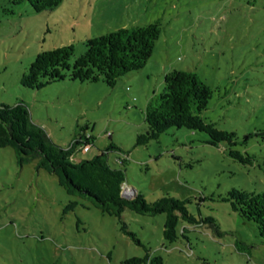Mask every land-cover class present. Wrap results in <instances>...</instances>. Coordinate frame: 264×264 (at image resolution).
<instances>
[{
    "label": "rangeland",
    "instance_id": "rangeland-1",
    "mask_svg": "<svg viewBox=\"0 0 264 264\" xmlns=\"http://www.w3.org/2000/svg\"><path fill=\"white\" fill-rule=\"evenodd\" d=\"M152 22L160 33L150 57L112 87L67 77L39 89L19 83L41 51L72 44L73 61L88 37ZM172 69L193 71L210 87L201 117L235 132L234 148L251 155V164L231 158L226 142L211 144L198 130L170 127L136 143L146 130L145 106ZM17 101L57 145L89 135L88 151L78 146L77 159L114 143L119 150L107 158L124 170L126 186L146 201L188 199V212L214 218L218 230L179 218V237L168 242L164 213L126 209L122 219L138 244L115 216L91 205L64 213L75 198L55 176L36 170L35 161L19 166L12 149L0 147V264H125L146 254L163 264H264L255 224L222 200L230 188L264 190V0H61L40 12L25 1L0 0V103Z\"/></svg>",
    "mask_w": 264,
    "mask_h": 264
},
{
    "label": "trees",
    "instance_id": "trees-1",
    "mask_svg": "<svg viewBox=\"0 0 264 264\" xmlns=\"http://www.w3.org/2000/svg\"><path fill=\"white\" fill-rule=\"evenodd\" d=\"M23 1L34 12H40L51 10L61 0H13L15 4ZM159 33L158 24L152 22L143 26L121 27L88 37L84 41L85 50L73 61L72 44L41 51L21 74L19 83L29 89H39L67 77L80 82L102 80L112 87L121 76L145 65ZM211 93L210 87L195 72L177 69L168 71L163 76V90L154 95L145 106L146 130L136 136V143L145 144L157 139L170 127L198 130L208 135L211 144L226 142L231 158L242 164H251V155L234 148L237 144L235 132L217 129L214 123L201 117ZM246 138H243V142ZM84 143V134L79 133L67 147L57 145L47 138L42 127L31 121L28 108L22 101L12 105L0 103V147H10L19 166L35 161L36 170H44L55 176L57 185L67 195L75 198L63 207L64 213L74 210L79 204L84 207L91 205L102 214L115 216L121 229L138 244L139 241L127 231L122 219V213L126 209L150 216L164 213L162 236L168 242L179 237V218L189 224L208 223L218 230L214 218L206 216L196 219L188 212V199L163 195L153 201H146L136 191L131 198L123 197L121 188L125 180L124 170L112 167L107 158L110 150L119 149L110 142L105 149L90 158L72 160L70 157L77 147ZM222 200L228 202L230 208L241 218L255 224L264 244V190L252 192L230 188ZM184 229L183 227L181 236ZM124 263L163 264V261L158 255L150 257L146 254L144 257L127 258Z\"/></svg>",
    "mask_w": 264,
    "mask_h": 264
},
{
    "label": "built area",
    "instance_id": "built-area-1",
    "mask_svg": "<svg viewBox=\"0 0 264 264\" xmlns=\"http://www.w3.org/2000/svg\"><path fill=\"white\" fill-rule=\"evenodd\" d=\"M84 138H85L86 143L81 145L80 148L82 149V151L87 152L90 136L84 134ZM78 140L82 141V139L80 138ZM70 158L72 160H76V157L74 155H72ZM121 195L125 198H131L134 195V191L123 183L122 188H121Z\"/></svg>",
    "mask_w": 264,
    "mask_h": 264
}]
</instances>
